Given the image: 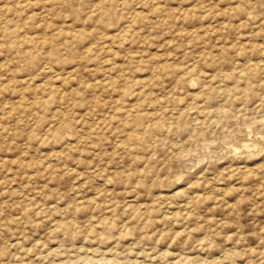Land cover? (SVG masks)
<instances>
[{
	"label": "rangeland",
	"instance_id": "1",
	"mask_svg": "<svg viewBox=\"0 0 264 264\" xmlns=\"http://www.w3.org/2000/svg\"><path fill=\"white\" fill-rule=\"evenodd\" d=\"M0 264H264V0H0Z\"/></svg>",
	"mask_w": 264,
	"mask_h": 264
}]
</instances>
